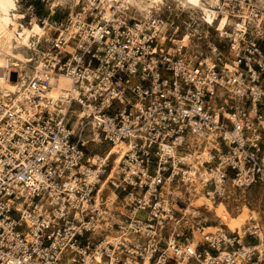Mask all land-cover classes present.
Masks as SVG:
<instances>
[{"label":"built area","instance_id":"obj_1","mask_svg":"<svg viewBox=\"0 0 264 264\" xmlns=\"http://www.w3.org/2000/svg\"><path fill=\"white\" fill-rule=\"evenodd\" d=\"M15 2L44 34L0 36V264H264L258 213L197 202L264 190V0Z\"/></svg>","mask_w":264,"mask_h":264},{"label":"bare ground","instance_id":"obj_2","mask_svg":"<svg viewBox=\"0 0 264 264\" xmlns=\"http://www.w3.org/2000/svg\"><path fill=\"white\" fill-rule=\"evenodd\" d=\"M145 2L146 0H139ZM152 2H159L160 0H150ZM219 0H183V3L186 4V6L190 7L191 9H201L206 13L207 21L209 23H213L214 16H213V10L212 8L217 5ZM17 8V4L15 0H0V36L2 37V43L4 47V51L14 56L16 59H19L20 61H28V59L25 57V53L22 50H18V52H13V49H15V45L17 44V48L29 46L32 43L29 41H24L23 34L30 30V32H33V36L39 37L44 34V29L42 26H40L38 23H34L30 27H24L20 29L19 23L16 19L20 18L22 15L20 12H13ZM14 14V15H13ZM227 23L226 18L221 22L219 25L220 29L222 30L225 27V24ZM14 24V25H13ZM38 30H42L43 33L36 32ZM36 30V31H35ZM24 32V33H23ZM13 34L16 35L15 38L16 44L14 41V45H7V34ZM34 41V40H33ZM6 64V58L0 57V68L3 67ZM21 77V76H20ZM24 83V80L16 79V75L13 77V79L9 80L8 78H5L4 76L0 75V88L5 92H17V90L20 88L21 84ZM71 86V82L68 78L62 77L59 83V86H55L54 89L50 92V95L57 96L64 88H69ZM117 149H112L111 155L116 153ZM111 157V156H110ZM120 159L119 157L116 159V164H119ZM198 204L203 205L204 203L208 204V207L204 208V214L206 217L211 221H217L218 218L220 221L228 227V222L226 218V210L228 209L227 204L224 201H220L218 203H214L211 200H207L205 198L199 199ZM251 209L247 206H243L241 210L238 212L243 216L244 221L240 222L239 227L235 226V230L241 229L244 224L247 223L248 218L250 217ZM211 231L216 230L215 227L210 228Z\"/></svg>","mask_w":264,"mask_h":264},{"label":"rangeland","instance_id":"obj_3","mask_svg":"<svg viewBox=\"0 0 264 264\" xmlns=\"http://www.w3.org/2000/svg\"><path fill=\"white\" fill-rule=\"evenodd\" d=\"M199 14L200 12L197 11L196 15L199 16ZM197 29H199V31L201 32L203 29V25H201V27L196 26L194 30ZM36 32L38 33V35L40 33H43L42 30L40 31L38 29ZM7 35H8L6 39L7 45H14V41L16 42L17 40L15 38L16 35H13L12 33ZM23 37H24V41H29V42H31V40L32 41L35 40V38L38 39V37L33 36V32H30V30H27L23 34ZM25 57L28 59L27 55H25ZM104 150L105 147L99 145L98 149H96L95 151L98 153V152H103ZM240 196L242 197L241 200L236 203H230L228 209L225 211L227 215L225 219H227L228 228L231 230H235L234 224L239 227L240 222L244 221L243 216L241 215L242 213L241 214L238 213L243 206H247L248 208L251 209V211L258 213L264 221V190L260 189L258 186H254L252 189H249L245 191V193L240 194Z\"/></svg>","mask_w":264,"mask_h":264}]
</instances>
